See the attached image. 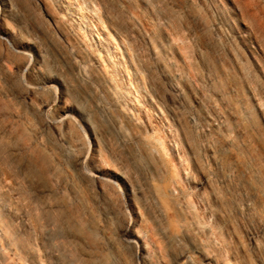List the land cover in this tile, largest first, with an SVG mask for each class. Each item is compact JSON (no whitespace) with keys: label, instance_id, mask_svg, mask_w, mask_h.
I'll return each mask as SVG.
<instances>
[{"label":"rangeland","instance_id":"1","mask_svg":"<svg viewBox=\"0 0 264 264\" xmlns=\"http://www.w3.org/2000/svg\"><path fill=\"white\" fill-rule=\"evenodd\" d=\"M28 2L27 36L47 50L45 68L70 81L81 107L100 118L106 143L130 142V130L96 106L103 93L92 70L138 107V131L161 151L162 177L147 183L165 231L147 245L150 263L264 264V0H71L94 34L82 32L78 53L54 33L62 55L30 25L50 21L38 0ZM10 67L0 60V264H65L70 255L115 264L116 251L87 242L79 224L68 227L73 246L59 228L41 233L46 185L31 169L15 170L23 142L14 130L28 104L7 79ZM56 106L52 96L49 110ZM172 179L183 192L168 197ZM180 223L193 238L178 248L168 238ZM58 248L59 260L51 255Z\"/></svg>","mask_w":264,"mask_h":264},{"label":"bare ground","instance_id":"2","mask_svg":"<svg viewBox=\"0 0 264 264\" xmlns=\"http://www.w3.org/2000/svg\"><path fill=\"white\" fill-rule=\"evenodd\" d=\"M38 1L51 26L44 29L32 21L36 33L60 55L63 44L57 43L54 33L80 53L78 48L84 47L82 32L94 34L85 24L84 14L71 0ZM29 6L28 0H0V60L11 65L7 79L28 104L18 115L19 124L12 127L23 142L15 170L24 173L31 169L46 185L38 197L41 233L47 234L50 227L59 228L60 234L72 237L67 241L73 246L75 236L68 233V227L79 224L87 242L101 240L116 251L115 264H151L147 245L154 244L156 231L164 234L165 229L158 218L159 197L147 178L162 177L161 151L138 131V107L106 74L95 75L92 70L93 82L99 83L103 93L97 97L96 106L101 102L107 121H121L130 130V142L106 143L95 124L100 118L93 119L92 113L81 107L70 81L45 68L47 50L27 36L22 12H29ZM52 96L57 106L49 110ZM176 192L182 193L183 187L178 179H172L165 194L170 197ZM15 215L20 217L18 212ZM192 238L190 226L180 223L168 240L181 248ZM123 247H134V251L125 255ZM60 253L58 248L51 255L59 260ZM206 260L214 262L209 256ZM83 261L78 255H70L65 264Z\"/></svg>","mask_w":264,"mask_h":264}]
</instances>
